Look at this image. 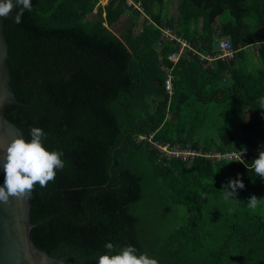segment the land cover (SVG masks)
Listing matches in <instances>:
<instances>
[{"label":"trees","instance_id":"1","mask_svg":"<svg viewBox=\"0 0 264 264\" xmlns=\"http://www.w3.org/2000/svg\"><path fill=\"white\" fill-rule=\"evenodd\" d=\"M135 1L142 11L127 0H31L19 24L15 9L2 18L11 89L25 104L5 116L26 139L42 128L65 160L30 194L32 240L63 264H96L107 241L157 264H264V204L247 206L264 197L251 168L264 146V0ZM165 26L194 48L177 63ZM216 39L234 59H216ZM152 134L204 154L247 153L166 158L138 140ZM237 173L245 188L225 199L221 182Z\"/></svg>","mask_w":264,"mask_h":264},{"label":"clouds","instance_id":"2","mask_svg":"<svg viewBox=\"0 0 264 264\" xmlns=\"http://www.w3.org/2000/svg\"><path fill=\"white\" fill-rule=\"evenodd\" d=\"M14 9L15 15H11ZM31 10V0H0V18L11 15L16 24L21 22L24 11ZM161 28L164 27H159L160 31ZM258 104L259 108L264 109V96L258 98ZM47 135L42 128L34 126L29 130L30 139L18 136L7 144L6 154L0 162V170L4 172V182L0 184V203H7L12 196L30 195L37 185L40 188L47 187L50 181L55 180L58 171L64 169L63 151L49 149L45 144ZM229 159L227 155L223 157V160ZM251 168L256 177L264 181V146L258 149V155L252 160ZM244 188V180L240 173L221 182L225 199H236L239 190ZM258 204H264V197L257 198L253 194L247 199L249 208H255ZM103 246L107 251L96 258V264H157L154 258L138 254L135 246L131 244L121 247L119 251H114L116 246L111 241L105 242Z\"/></svg>","mask_w":264,"mask_h":264},{"label":"water","instance_id":"3","mask_svg":"<svg viewBox=\"0 0 264 264\" xmlns=\"http://www.w3.org/2000/svg\"><path fill=\"white\" fill-rule=\"evenodd\" d=\"M8 44L0 18V162L5 156L7 144L23 136L19 127L5 116L6 105H25L11 89V71L8 60ZM4 172L0 170V184ZM30 195L12 196L7 203H0V264H63V257H53L40 249L32 240Z\"/></svg>","mask_w":264,"mask_h":264},{"label":"built area","instance_id":"4","mask_svg":"<svg viewBox=\"0 0 264 264\" xmlns=\"http://www.w3.org/2000/svg\"><path fill=\"white\" fill-rule=\"evenodd\" d=\"M127 5L132 6L133 9L142 11V7L140 3H137L135 0H127ZM161 39H163L165 42H176L179 43V49L175 52H173L170 55V60L174 63H177L179 59L187 52L194 51V49L190 46L189 42H187L184 39H180L175 32H173L170 28L164 27L161 28ZM217 41V53H216V59H223V60H232L235 58L236 50H234L231 42L229 40H219ZM165 87L170 95L173 94V75L171 71H168L167 78L165 81ZM140 141H148L153 146H155L166 158H179L182 161H188L189 159H193L196 156H204L208 159H211L213 162H218L223 160L224 156H229L230 160H239L241 159L243 154L247 153L246 149H243L242 151H231L225 154H222L218 151L213 152H207L204 154L202 151H196L193 149H190L189 147L184 146H171V145H160L158 142H155L153 140V136H139ZM165 148V151H162L161 149ZM210 153V154H209ZM211 155V158H210Z\"/></svg>","mask_w":264,"mask_h":264},{"label":"rangeland","instance_id":"5","mask_svg":"<svg viewBox=\"0 0 264 264\" xmlns=\"http://www.w3.org/2000/svg\"><path fill=\"white\" fill-rule=\"evenodd\" d=\"M93 18H95L96 19V17L95 16H93ZM121 30V28L120 27H117V28H115L113 31L116 33V34H118L119 33V31ZM150 136H153L154 137V134H152V135H150ZM156 142V141H155ZM160 144V143H159ZM160 145H164V144H160ZM165 145H169V144H165ZM162 151H165V148H162L161 149ZM213 151H216V150H213ZM212 151V152H213ZM162 153V152H161ZM214 153V152H213ZM210 154V153H209ZM210 158H211V155H210Z\"/></svg>","mask_w":264,"mask_h":264},{"label":"crops","instance_id":"6","mask_svg":"<svg viewBox=\"0 0 264 264\" xmlns=\"http://www.w3.org/2000/svg\"><path fill=\"white\" fill-rule=\"evenodd\" d=\"M253 49V48H252Z\"/></svg>","mask_w":264,"mask_h":264}]
</instances>
